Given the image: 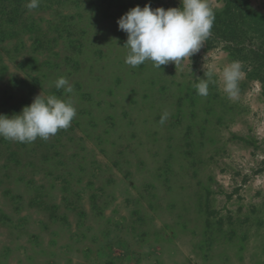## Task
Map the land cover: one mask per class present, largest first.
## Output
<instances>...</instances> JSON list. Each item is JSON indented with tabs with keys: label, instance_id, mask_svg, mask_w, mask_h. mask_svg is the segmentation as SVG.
I'll use <instances>...</instances> for the list:
<instances>
[{
	"label": "rangeland",
	"instance_id": "374dc122",
	"mask_svg": "<svg viewBox=\"0 0 264 264\" xmlns=\"http://www.w3.org/2000/svg\"><path fill=\"white\" fill-rule=\"evenodd\" d=\"M26 2L0 0V113L55 94L76 116L47 140L0 137V264H264L260 83L242 69L229 99L205 75L238 60L221 42L179 65L125 63L118 18L181 0Z\"/></svg>",
	"mask_w": 264,
	"mask_h": 264
},
{
	"label": "clouds",
	"instance_id": "9594fccd",
	"mask_svg": "<svg viewBox=\"0 0 264 264\" xmlns=\"http://www.w3.org/2000/svg\"><path fill=\"white\" fill-rule=\"evenodd\" d=\"M39 3L40 0H28L25 7L33 10ZM214 20L215 10L208 0H181L180 7L167 9H153L150 4L136 5L117 20L119 29L127 34L125 63L137 67L151 61L157 68L169 62L182 64L204 45L211 35ZM217 71L223 92L229 99H234L243 78L242 63L234 60L219 70L212 66L205 75L211 77ZM194 87L198 95L207 96L209 80L200 78ZM55 88L63 89L65 94L74 92L72 84L64 76L56 79ZM75 116L76 108L70 97L62 99L55 94H39L18 113L11 116L0 113V137L21 143H32L38 137L47 140L59 130L70 127ZM166 119L167 113L160 123Z\"/></svg>",
	"mask_w": 264,
	"mask_h": 264
},
{
	"label": "trees",
	"instance_id": "16d2710c",
	"mask_svg": "<svg viewBox=\"0 0 264 264\" xmlns=\"http://www.w3.org/2000/svg\"><path fill=\"white\" fill-rule=\"evenodd\" d=\"M207 46L221 42L229 54L240 60L249 78L260 83L264 96V14L250 10L245 0H226L215 12Z\"/></svg>",
	"mask_w": 264,
	"mask_h": 264
}]
</instances>
